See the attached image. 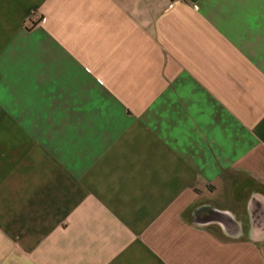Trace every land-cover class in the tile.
Wrapping results in <instances>:
<instances>
[{
	"label": "crops",
	"instance_id": "obj_1",
	"mask_svg": "<svg viewBox=\"0 0 264 264\" xmlns=\"http://www.w3.org/2000/svg\"><path fill=\"white\" fill-rule=\"evenodd\" d=\"M0 264H264V0H0Z\"/></svg>",
	"mask_w": 264,
	"mask_h": 264
}]
</instances>
